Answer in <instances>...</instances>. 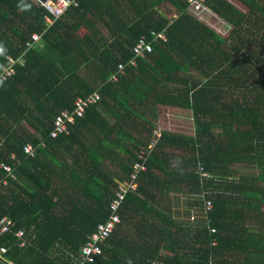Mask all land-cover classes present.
Masks as SVG:
<instances>
[{"label":"trees","instance_id":"1","mask_svg":"<svg viewBox=\"0 0 264 264\" xmlns=\"http://www.w3.org/2000/svg\"><path fill=\"white\" fill-rule=\"evenodd\" d=\"M204 4L222 20L226 38L193 17L187 0H77L50 26L37 0H0V71L8 57L17 61L0 85V161L15 174L0 186V217L15 222L11 234L0 235L7 248L0 264H70L107 219L118 181L143 150L147 168L137 192L126 195L120 223L86 264H237L223 258L225 206L215 193L231 163L258 170L242 173L240 183L264 180V0ZM142 39L152 51L133 64ZM120 63L125 73L109 79ZM92 92L96 102L67 133L51 137L55 115ZM157 105L187 110L193 133L153 136ZM178 193L180 221L170 204H160ZM18 230L28 238L24 247L13 236Z\"/></svg>","mask_w":264,"mask_h":264},{"label":"built area","instance_id":"2","mask_svg":"<svg viewBox=\"0 0 264 264\" xmlns=\"http://www.w3.org/2000/svg\"><path fill=\"white\" fill-rule=\"evenodd\" d=\"M41 6L45 8L47 15L44 17L45 22L48 26H50L55 20L62 17L67 9L71 6H75L77 4V0H37ZM188 1V12L196 17L197 20L204 23L210 29L215 31L218 34H222L225 32V29H219L216 27L220 25L222 20L219 17L211 12V9L204 4V0H187ZM154 39L165 40V36L162 32L160 33H152ZM33 43H37L40 41V35L33 34L31 36ZM29 46V44H26ZM152 51L151 44L146 43L144 39L139 41L134 48V59L131 63L135 64L136 59L138 57H144L146 53ZM7 64L0 71V85L7 80L10 76L15 74V63L16 60H13L11 57L7 58ZM18 62H22L20 59ZM125 64H118L117 70L115 73H112L109 79L118 80L119 75L125 73ZM98 98V94L96 92H92L90 94L81 96L77 95L74 98L73 108L67 109L64 108L57 113L53 119V126L49 132L51 137H55L62 133H67L70 125L74 124L75 118L80 117L84 114L85 108L90 104L96 102ZM25 153L28 155L34 154V147L27 143L24 147ZM11 157H15V155H11ZM148 154L146 150H143L139 154V158L142 160H134L131 172L126 175L125 178L120 180L115 187L113 198L110 200L107 208L108 217L107 219L98 222L94 231L90 234L89 239L81 246L80 251L77 255H71L70 264H86L88 262H92L96 255L101 252L100 245L105 242L107 238L115 230L118 223H120V215L119 210L124 201L126 195L128 193H135L138 187V174L141 170H146L145 160L147 159ZM0 168L4 172V176H0V186L7 185V177L15 178V174L12 172V168L9 164L0 161ZM197 173H199L202 177H206L208 174L203 165H199L197 168ZM213 207V202L211 199H208L204 203V213L205 216L208 214L209 210ZM195 216H191L193 219ZM13 227H15V222H13L8 216L0 217V235H5L8 233H12ZM212 231H215L216 228H212ZM13 236L17 238L20 247H24L27 245L28 240L24 230H18L13 233ZM7 248L4 246H0V256L6 252ZM213 260L211 259L209 264H212Z\"/></svg>","mask_w":264,"mask_h":264},{"label":"crops","instance_id":"3","mask_svg":"<svg viewBox=\"0 0 264 264\" xmlns=\"http://www.w3.org/2000/svg\"><path fill=\"white\" fill-rule=\"evenodd\" d=\"M162 11L166 12V9L171 11L170 4H165ZM81 29V28H80ZM44 45V43H42ZM160 109H167L168 115L174 117L172 122L177 121L178 118L182 119L186 115L190 117L187 110L181 108H175L164 105H157V112ZM158 120V116H157ZM191 120V126L193 131V123ZM233 120L226 117V123L229 124ZM161 130L174 131L179 133L192 134L191 132H183L175 130L174 128L164 127ZM247 163H231L230 172L226 175L225 179L218 180V187L216 190V197L222 196L223 212L226 225L220 230L221 235L228 241V247L223 249V258H227L229 261H235L237 264H263L264 263V180L260 179L253 183H240V176L248 174H257V168H250ZM221 174V173H220ZM223 175V174H221ZM228 182V184L226 183ZM247 182V180H246ZM239 183V188H235ZM239 189V190H238ZM170 200V203L167 202ZM183 196L178 193L161 199V207H166V204H170L172 208V217L180 221V218H184L181 205L183 203ZM224 200H226L224 202ZM152 204V203H150ZM154 207L157 209V204L153 202ZM124 212V211H123ZM140 213V212H139ZM138 213V214H139ZM125 216V213L122 214ZM136 218V217H133ZM154 218V217H151ZM169 218V216H168ZM227 225L229 229H227ZM238 227L239 232L233 231V228ZM238 237L234 238V237ZM231 239V240H230ZM246 240V241H245ZM225 241V242H226ZM242 242V243H240ZM239 243V249L236 248V244ZM255 250V251H254ZM231 255V256H230ZM250 255L255 256L254 260H248ZM239 260V261H237Z\"/></svg>","mask_w":264,"mask_h":264},{"label":"rangeland","instance_id":"4","mask_svg":"<svg viewBox=\"0 0 264 264\" xmlns=\"http://www.w3.org/2000/svg\"><path fill=\"white\" fill-rule=\"evenodd\" d=\"M160 7L162 8L163 6L161 5ZM216 27H218L220 30L225 28L223 23H221L220 25H217ZM77 33L80 36H82L84 34V30L81 28V29L78 30ZM228 34H229V31H225V33L221 34V37L226 38L228 36ZM173 119H176V118L171 117L170 115H168V110L167 109H165V110L164 109H160V111L158 113V120H156V127L153 129L152 135L153 136H158L159 135V131L162 128L170 127V126L172 128H174L175 130H180V131H183V132H191V133H193L192 126H191V120H190L191 117L186 115L182 119L178 118L177 121H175V122H172ZM151 142H154L153 138H152ZM195 218H196V215H195Z\"/></svg>","mask_w":264,"mask_h":264},{"label":"clouds","instance_id":"5","mask_svg":"<svg viewBox=\"0 0 264 264\" xmlns=\"http://www.w3.org/2000/svg\"><path fill=\"white\" fill-rule=\"evenodd\" d=\"M153 144H154V142H152ZM119 182V181H118ZM118 184V183H117ZM115 190V189H114ZM136 192H137V190H136ZM25 232V231H24ZM8 234H11V233H8ZM27 240H28V238H27Z\"/></svg>","mask_w":264,"mask_h":264}]
</instances>
